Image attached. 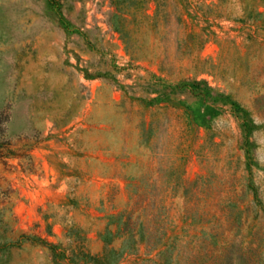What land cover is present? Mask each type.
I'll return each mask as SVG.
<instances>
[{
  "label": "rangeland",
  "instance_id": "374dc122",
  "mask_svg": "<svg viewBox=\"0 0 264 264\" xmlns=\"http://www.w3.org/2000/svg\"><path fill=\"white\" fill-rule=\"evenodd\" d=\"M0 264H264V0H0Z\"/></svg>",
  "mask_w": 264,
  "mask_h": 264
}]
</instances>
